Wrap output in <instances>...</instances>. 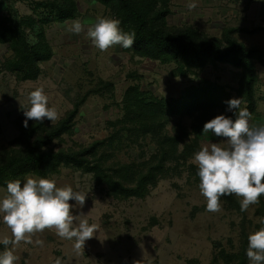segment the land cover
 <instances>
[{
  "label": "rangeland",
  "instance_id": "rangeland-1",
  "mask_svg": "<svg viewBox=\"0 0 264 264\" xmlns=\"http://www.w3.org/2000/svg\"><path fill=\"white\" fill-rule=\"evenodd\" d=\"M72 4L73 16L61 19L57 9ZM167 10L166 27L190 28L216 39L228 28L264 29V0H168ZM13 17L34 20L25 27L26 42L34 46L42 33L51 57L38 64L36 79L23 80L6 67L17 60L14 51L0 43V150L19 137L22 127L55 126L81 101L70 132L48 150H79L104 140L122 119L123 97L132 86L177 100L189 88L214 83L233 102L220 120L244 115L240 69L207 65L178 75L174 64L125 50L112 10L96 0H0V31L4 22L13 27ZM235 38L260 48L264 58V31ZM255 69V111L238 134L212 126L197 129L188 116H175L166 126L171 135L183 133L187 145L195 140L187 166L200 165L212 150L228 158L233 186L246 209L247 264H262L264 254V226L249 197L250 184H258L262 174L242 164V156L262 154V145L246 136L256 134L264 142V67L256 64ZM153 150L149 140L124 142L111 149L107 163L138 164ZM187 166L170 172L145 199H120L102 179L67 168L47 180L28 175L14 189L0 187V243H7L0 264H210L220 253L219 264H233L241 217L213 190L198 185Z\"/></svg>",
  "mask_w": 264,
  "mask_h": 264
},
{
  "label": "trees",
  "instance_id": "trees-1",
  "mask_svg": "<svg viewBox=\"0 0 264 264\" xmlns=\"http://www.w3.org/2000/svg\"><path fill=\"white\" fill-rule=\"evenodd\" d=\"M96 1L112 10L116 32L125 50L161 64H174L178 75L201 70L207 65L225 64L240 69L243 73L241 93L247 99L244 115L231 121L220 120L224 111L233 108V102L225 90L214 83L205 82L199 87L189 88L177 100L156 98L132 86L123 97V117L114 125L116 127L108 138L84 149L48 150L54 141L70 132L81 101L55 126L37 123L22 127L19 137L0 150V187L6 190L18 187L28 175L47 180L58 174L61 168H67L102 179L106 188L120 199H145L161 180L170 176V172L186 167L192 154L195 140L187 145L183 133L171 135L167 132L166 126L173 117L193 118L197 129L212 126L234 134L249 124V117L255 111L253 89L258 81L255 65L264 67V58L260 48L246 47L238 42L235 34L253 35L264 29L228 28L220 39H216L190 28L166 27L163 20L168 14V0ZM57 10L61 19L71 18L74 14L73 4L68 9ZM12 22L13 27L6 26L4 22L0 31V43L11 47L17 59L6 67L15 69L23 80H34L39 75L38 64L50 59L51 50L42 33L34 46L27 44L25 27L33 25L32 18L16 21L13 17ZM246 137L262 145L261 155L252 159L242 156V164L262 174L258 184H250L249 197L256 201V213L264 226V142L256 134ZM139 140H149L154 147L147 160L138 164L107 163L115 145L123 146L124 142L135 145ZM187 171L198 185L213 190L228 209L241 217L240 246L231 255V261L233 264H247L246 209L233 186L228 158L212 150L200 165L189 164ZM6 245V242L0 243V251ZM222 257L223 253L214 254L210 264H219ZM261 262L264 264V254Z\"/></svg>",
  "mask_w": 264,
  "mask_h": 264
}]
</instances>
